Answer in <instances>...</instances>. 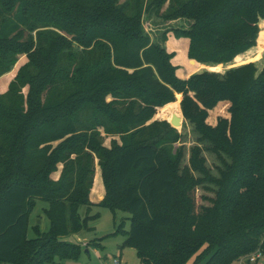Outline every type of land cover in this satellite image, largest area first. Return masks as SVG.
I'll list each match as a JSON object with an SVG mask.
<instances>
[{"label":"trees","instance_id":"1","mask_svg":"<svg viewBox=\"0 0 264 264\" xmlns=\"http://www.w3.org/2000/svg\"><path fill=\"white\" fill-rule=\"evenodd\" d=\"M166 1L0 0V263L78 264L65 238L97 216L80 214L93 205L97 172L105 192L96 205L131 213L125 245L142 264L264 256V66L208 71L255 46L264 0H169L162 13ZM144 11L191 21L172 34L188 39L196 73L176 74L166 35L152 41L141 26ZM176 93L224 164L217 178L197 146L190 164L202 177L179 173L181 151L170 152V133L152 120ZM219 101L230 117L211 126L207 110ZM198 187L213 193L202 198L209 204L197 206ZM34 198L48 203L42 239L27 236Z\"/></svg>","mask_w":264,"mask_h":264},{"label":"rangeland","instance_id":"2","mask_svg":"<svg viewBox=\"0 0 264 264\" xmlns=\"http://www.w3.org/2000/svg\"><path fill=\"white\" fill-rule=\"evenodd\" d=\"M168 4L169 0L159 9L160 12L163 13L167 9ZM149 12L150 11H144L140 22L145 33L155 42L163 43L164 40H162V38L165 35L167 39H170L172 42V31L179 27L188 28L191 23L190 20L184 18L165 21L161 18V15L159 16L153 11L151 13ZM263 21L264 17H259L257 22L259 32L255 41L256 47H251L250 51L246 54L244 53V56H242L240 60L220 64L221 66H219L217 70L208 71L223 73L226 69L230 68V66L235 67L240 64L255 61L254 63L258 69L257 72H260L264 66V36L261 33V23ZM183 40L188 44L187 38H183ZM163 44L165 45L166 41ZM74 46H76V44H74ZM177 58L179 59V56ZM172 62L176 63V58L172 59ZM181 100L182 93H176L175 100L159 107L157 112L153 115L152 120L160 123L159 131L161 136L170 133V142L166 144V146L170 147V152L175 155L181 151L182 157L178 166L179 173L183 174L187 170L196 178L202 177V174L193 170L190 164L192 149L197 146L199 148L200 159L203 160L204 166L209 170L208 172L212 176L217 178L220 175V169L224 168V164L216 152L211 149V143L208 140L202 139V137L200 138V134L195 130L194 124L183 117L180 105ZM229 106V101L217 102L214 107L207 110L206 123L215 126L219 117L229 118ZM173 115L181 117L182 121L179 118L177 121L178 124H172L170 120ZM167 125L172 127L175 132H169L166 127ZM110 140V138H104V145L107 147L110 146ZM223 157L226 156L223 155ZM94 161L96 165L98 163L97 159L95 158ZM96 167L98 168V166ZM205 184L216 188L211 182H206ZM90 192L89 200L93 205H90V209L86 208V206H82L80 208V214L84 216L88 213L90 216L95 214L97 216L88 222L87 229L82 230L79 234H75V236L72 235L65 238L69 242L77 244L75 246H77L79 250V256L73 261L78 264H142L137 256V249L125 245L127 232L131 224V213L127 210H112L106 206L96 205L99 200L103 198L105 192L101 184L99 172H97L94 178V183ZM205 196L212 197L213 193L198 187L196 191L197 206L209 204L207 200H202ZM47 206L48 203L41 198H34L31 201V225H29L27 233L28 238L42 239L43 232L48 231L49 220L44 213V209H46ZM117 227H120L121 230H116ZM205 260L206 259H204L202 263H204ZM246 260L247 259L244 257H240L239 260L232 264H246ZM58 261L59 258L55 256L53 262H46L45 264H55ZM251 264H264V256L260 254L255 261H251Z\"/></svg>","mask_w":264,"mask_h":264},{"label":"crops","instance_id":"3","mask_svg":"<svg viewBox=\"0 0 264 264\" xmlns=\"http://www.w3.org/2000/svg\"><path fill=\"white\" fill-rule=\"evenodd\" d=\"M165 47H166L168 52H173L175 54L172 59L176 58V63H174V62H172V63L177 67L176 74L180 78L186 79V78L190 77L192 74L196 73V72H190V68L188 67V63H187L189 60V58L187 57L188 44H187V42L185 43L183 38H176L173 36L172 42L170 39L166 40ZM250 49H248L244 53L245 54L248 53L250 51ZM244 53H242V54H244ZM178 56H179V59L177 58ZM183 56H185L186 61L184 60ZM197 63H199V62H197ZM240 65H242V64H240ZM237 66H239V65H237ZM230 67H232V66H230ZM225 102H227V101H225Z\"/></svg>","mask_w":264,"mask_h":264},{"label":"water","instance_id":"4","mask_svg":"<svg viewBox=\"0 0 264 264\" xmlns=\"http://www.w3.org/2000/svg\"><path fill=\"white\" fill-rule=\"evenodd\" d=\"M179 118L181 119V117L176 116V115H173L172 118H171V120H170V122L172 124H178L177 121L179 120Z\"/></svg>","mask_w":264,"mask_h":264},{"label":"built area","instance_id":"5","mask_svg":"<svg viewBox=\"0 0 264 264\" xmlns=\"http://www.w3.org/2000/svg\"><path fill=\"white\" fill-rule=\"evenodd\" d=\"M259 253L257 252V253H254V254H252V256L250 257V261H254L257 257H259Z\"/></svg>","mask_w":264,"mask_h":264}]
</instances>
